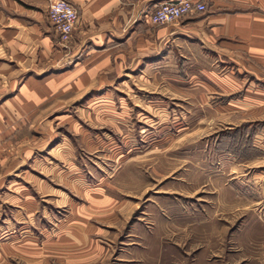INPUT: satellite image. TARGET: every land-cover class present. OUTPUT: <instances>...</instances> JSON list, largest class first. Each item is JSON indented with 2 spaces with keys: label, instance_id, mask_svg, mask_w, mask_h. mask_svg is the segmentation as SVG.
I'll use <instances>...</instances> for the list:
<instances>
[{
  "label": "rangeland",
  "instance_id": "rangeland-1",
  "mask_svg": "<svg viewBox=\"0 0 264 264\" xmlns=\"http://www.w3.org/2000/svg\"><path fill=\"white\" fill-rule=\"evenodd\" d=\"M54 35L57 61L26 70L10 56L19 81L54 84L14 137L26 151L15 140L4 149L11 164L0 178V226L10 222L20 235L18 221L32 218L37 225L23 234L39 245L10 264H264V229H251L244 203L227 205L242 147L240 130L227 126L241 117L221 101L210 70L157 69L127 54L119 69L68 78L90 54L73 55ZM240 191L254 201L251 188ZM27 204L34 210L17 214ZM12 236L0 252L24 249Z\"/></svg>",
  "mask_w": 264,
  "mask_h": 264
},
{
  "label": "crops",
  "instance_id": "crops-1",
  "mask_svg": "<svg viewBox=\"0 0 264 264\" xmlns=\"http://www.w3.org/2000/svg\"><path fill=\"white\" fill-rule=\"evenodd\" d=\"M53 1L0 0L3 28L0 49L4 54L0 57V178L10 172V156L4 149L14 143V137H18L28 123V117L36 116L42 110L53 91V80L46 84L31 79L19 81L20 74L12 73L10 63L11 54L18 57L21 69L26 70L36 69L43 59L55 58L57 61L56 32L52 31L55 29L48 18ZM67 1L79 13L78 24L69 42L70 53L90 54L83 61L89 63L86 69L79 62L72 71L68 70V78L81 70L82 80L87 70L98 75L103 68L119 69L127 54L136 64L146 62L154 64L157 69H169L175 63L180 70H210L212 84L217 87L216 93L222 96L221 101L231 115L241 117L232 122L234 126H227L240 130L242 135L238 133L240 131L234 133L239 135L236 140L242 145L239 150L241 158L232 156L239 167L231 170L236 174L227 189L231 199L227 205L233 208L237 202L244 203L243 209L255 218L249 223L251 229H264V0H205V12L190 15L175 24L159 26L151 24L148 16L168 0ZM207 61L210 66L203 65ZM67 80L72 86L76 84L74 79ZM82 84L89 83L81 81ZM240 124L242 127L236 128ZM17 143L24 145L23 151L29 145L15 140ZM246 187L255 194L254 201L240 200V190ZM18 206L21 209L17 214L35 208V204L29 208L28 204L26 208ZM28 221L31 225L26 224ZM18 224L23 225L20 235L10 222L1 225L0 241L10 235L16 238L17 233L19 238L14 242L24 249L11 250L7 247L10 244H2L0 264H10L12 256L27 251V246L37 253L39 245L32 239V233L29 237L23 234L37 222L30 218L19 220Z\"/></svg>",
  "mask_w": 264,
  "mask_h": 264
},
{
  "label": "built area",
  "instance_id": "built-area-1",
  "mask_svg": "<svg viewBox=\"0 0 264 264\" xmlns=\"http://www.w3.org/2000/svg\"><path fill=\"white\" fill-rule=\"evenodd\" d=\"M204 1L168 0L149 14V22L155 26L178 23L190 15L205 12ZM48 18L60 42L68 44L79 21L78 9L67 0H55L49 6Z\"/></svg>",
  "mask_w": 264,
  "mask_h": 264
},
{
  "label": "clouds",
  "instance_id": "clouds-1",
  "mask_svg": "<svg viewBox=\"0 0 264 264\" xmlns=\"http://www.w3.org/2000/svg\"><path fill=\"white\" fill-rule=\"evenodd\" d=\"M57 11H59V9H57Z\"/></svg>",
  "mask_w": 264,
  "mask_h": 264
}]
</instances>
